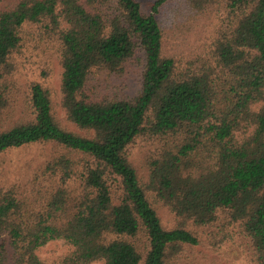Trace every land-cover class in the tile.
I'll list each match as a JSON object with an SVG mask.
<instances>
[{
	"label": "trees",
	"instance_id": "1",
	"mask_svg": "<svg viewBox=\"0 0 264 264\" xmlns=\"http://www.w3.org/2000/svg\"><path fill=\"white\" fill-rule=\"evenodd\" d=\"M166 6L178 37L190 19L213 21L184 64L166 48ZM25 27L54 44L60 108L85 135L60 125L48 87L16 90ZM136 52L138 94L101 95L93 77L122 76ZM140 138L158 144L144 180L128 155ZM36 143L60 150L42 171L52 187L35 200L0 187V264H47L38 252L58 240L69 247L58 264H173L212 228L211 245L237 228L264 264V0H155L149 10L136 0H18L0 10V154Z\"/></svg>",
	"mask_w": 264,
	"mask_h": 264
},
{
	"label": "rangeland",
	"instance_id": "2",
	"mask_svg": "<svg viewBox=\"0 0 264 264\" xmlns=\"http://www.w3.org/2000/svg\"><path fill=\"white\" fill-rule=\"evenodd\" d=\"M145 10H149L155 0H136ZM18 0H0V10L7 9L17 4ZM168 6L164 7L158 18L164 22L167 31L166 48L181 63L191 61L198 54V47L212 37V23L205 17H198L189 21L187 32L180 37L174 34L176 27L170 25V13ZM212 23H211V22ZM186 32V33H185ZM23 42L19 52L12 56L15 71L11 79L15 88L26 91L32 82H38L48 87L53 102L54 115L60 125L69 131L79 135H85L68 123L63 110L60 108V77L61 67L54 44L39 38L36 28L25 27L22 32ZM143 54L136 52L133 60L127 66L122 76H113L105 73L95 75L92 84L98 88L103 96L129 99L135 97L141 88ZM17 107H22L19 92L16 93ZM19 98V100H18ZM158 148L153 141L140 138L129 147V161L136 169L139 177L144 180L147 174L146 158L152 155ZM60 150L53 144L36 143L11 149L0 154V187L7 190L14 188L22 197L30 200L37 198L36 190H45L52 187L51 179L42 175L46 163L57 156ZM38 178V185H34ZM37 188V189H36ZM158 214L162 225L166 228L174 226L173 216L164 208H158ZM218 224L216 227H219ZM216 229H208L202 232V242L194 248H187L182 257L173 264H254L247 242L237 228L229 229V236L222 244L211 245L210 234ZM3 243L7 248V238L3 237ZM8 249V248H7ZM69 251L64 241H51L38 252L39 257L47 264H58L60 258ZM2 264H8L7 261ZM93 264H103L95 262Z\"/></svg>",
	"mask_w": 264,
	"mask_h": 264
}]
</instances>
